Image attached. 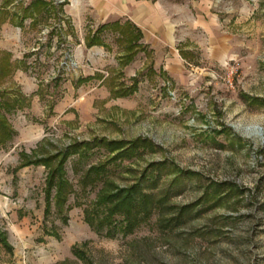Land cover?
Listing matches in <instances>:
<instances>
[{
	"label": "rangeland",
	"instance_id": "obj_1",
	"mask_svg": "<svg viewBox=\"0 0 264 264\" xmlns=\"http://www.w3.org/2000/svg\"><path fill=\"white\" fill-rule=\"evenodd\" d=\"M33 1L0 0V63L13 68L0 72V102L20 101L6 113L15 137L0 147V231L12 246L0 243V264H264V0H158L156 25L171 21L174 39L170 49L151 35L153 50L125 17L100 33L105 48L86 49L93 19L61 0L26 10ZM187 33L201 50L182 42L181 59ZM137 138L153 147L115 162L98 144ZM75 142L90 146L67 162L66 221L54 205L45 213V167H18L23 153ZM101 164L104 180L142 182L158 201L130 232L121 217L103 231L87 222L102 213L103 183L82 179Z\"/></svg>",
	"mask_w": 264,
	"mask_h": 264
},
{
	"label": "trees",
	"instance_id": "obj_2",
	"mask_svg": "<svg viewBox=\"0 0 264 264\" xmlns=\"http://www.w3.org/2000/svg\"><path fill=\"white\" fill-rule=\"evenodd\" d=\"M14 0H5V6H8ZM50 5L44 0H34L26 10H31L35 13H41L48 10ZM117 26L118 22L112 24L102 25L98 28L95 35L88 41V46L102 45L103 41L100 39V33L106 30L109 26ZM128 27L133 29L132 25L128 23ZM138 40L141 39V33L136 32ZM133 61V60H131ZM130 61V62H131ZM1 77L9 76L13 73V68L10 59L4 58L0 63ZM117 97L126 96L127 92H117ZM18 100L13 103L10 100L0 102V147L6 146L15 137V130L6 116V113L13 111L12 109ZM98 144H105L111 154H114L111 161H120L123 158L133 157L141 148H152L153 143L145 138H137L133 141L114 140L108 141L102 139ZM90 144L86 143H73L63 151L48 156H35L34 158L26 153L21 155L22 162L18 169L28 166H43L47 171L46 186H45V213L51 214L53 205L57 211L64 215L63 218L67 219L66 214L70 208V197L75 194L74 186L71 183L67 174V162L74 154H79L81 148L89 149ZM165 164H153L152 167L161 172V168ZM107 171V165H93L91 166L84 178L82 179L83 188L89 185H96L98 182L103 183L102 189L99 191L96 201V210L102 213L88 211L87 222L89 225L96 228L98 231L106 230V225H117V217H121L122 222L125 224V231L130 232L134 229L135 225L139 222L141 214L149 217L152 210L158 206L155 196L147 194L143 188V183L139 182L131 187H119L114 182L104 180L103 173ZM150 179V178H149ZM67 221V220H66ZM114 227V226H113ZM109 233V231H108ZM0 243L8 250L12 251L5 233L0 231Z\"/></svg>",
	"mask_w": 264,
	"mask_h": 264
},
{
	"label": "crops",
	"instance_id": "obj_3",
	"mask_svg": "<svg viewBox=\"0 0 264 264\" xmlns=\"http://www.w3.org/2000/svg\"><path fill=\"white\" fill-rule=\"evenodd\" d=\"M61 2V5L64 4L65 12L70 14L73 18L74 16H79L82 20H84V22L89 18L94 20L97 28L92 31L91 38L95 35L100 26L112 24L113 22L116 23L118 20L125 17V19L132 25L133 30L137 33H141L139 43L144 44L145 48L153 50L154 41L152 42L149 40L152 38L151 35L154 34L155 36V33L159 34L158 36L167 41V47L170 49L172 48V40L174 39L172 25L174 24L170 21L168 22L169 24L163 23L156 25L155 22L156 14H159L158 6L160 3L158 0H61ZM186 5L189 12H192L190 5L187 3ZM171 10L176 12V6H172ZM201 26L203 28L202 23ZM91 28L93 29L94 26H91ZM174 30L176 29L174 28ZM190 32L193 31L191 30ZM188 36L189 35L187 33V35L182 37L179 41L180 49H177V52L181 59H188L186 50L190 49L187 45L183 46L184 44H182V42H189L190 40L191 43L194 42L198 50H201L200 45H198L199 42L189 38ZM90 39L86 37L84 41L86 49L92 50L93 48L98 47L105 48L106 45L104 43L102 45L89 47L88 41Z\"/></svg>",
	"mask_w": 264,
	"mask_h": 264
}]
</instances>
